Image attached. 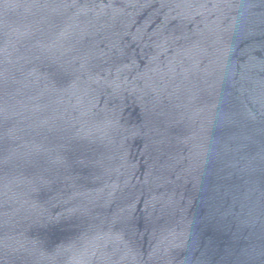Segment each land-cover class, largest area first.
<instances>
[{"label": "water", "instance_id": "water-1", "mask_svg": "<svg viewBox=\"0 0 264 264\" xmlns=\"http://www.w3.org/2000/svg\"><path fill=\"white\" fill-rule=\"evenodd\" d=\"M0 264H264V0H0Z\"/></svg>", "mask_w": 264, "mask_h": 264}]
</instances>
